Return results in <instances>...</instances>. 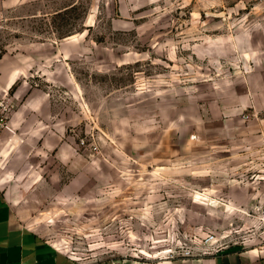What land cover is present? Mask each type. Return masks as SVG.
<instances>
[{
  "label": "rangeland",
  "instance_id": "obj_1",
  "mask_svg": "<svg viewBox=\"0 0 264 264\" xmlns=\"http://www.w3.org/2000/svg\"><path fill=\"white\" fill-rule=\"evenodd\" d=\"M0 186L84 262L264 244V0H0Z\"/></svg>",
  "mask_w": 264,
  "mask_h": 264
},
{
  "label": "crops",
  "instance_id": "obj_2",
  "mask_svg": "<svg viewBox=\"0 0 264 264\" xmlns=\"http://www.w3.org/2000/svg\"><path fill=\"white\" fill-rule=\"evenodd\" d=\"M0 264H264V244L177 260L84 262L29 227L0 186Z\"/></svg>",
  "mask_w": 264,
  "mask_h": 264
}]
</instances>
